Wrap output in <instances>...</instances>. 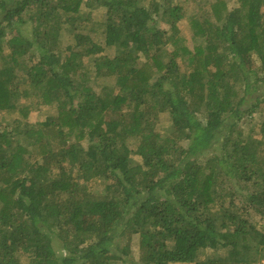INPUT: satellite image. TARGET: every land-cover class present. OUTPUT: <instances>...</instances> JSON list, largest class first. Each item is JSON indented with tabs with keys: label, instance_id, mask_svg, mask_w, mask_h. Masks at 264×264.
I'll use <instances>...</instances> for the list:
<instances>
[{
	"label": "trees",
	"instance_id": "obj_1",
	"mask_svg": "<svg viewBox=\"0 0 264 264\" xmlns=\"http://www.w3.org/2000/svg\"><path fill=\"white\" fill-rule=\"evenodd\" d=\"M238 2L193 14L190 47L178 0H0V111L22 115L0 124V264L264 258V120L240 124L264 113V0Z\"/></svg>",
	"mask_w": 264,
	"mask_h": 264
},
{
	"label": "rangeland",
	"instance_id": "obj_2",
	"mask_svg": "<svg viewBox=\"0 0 264 264\" xmlns=\"http://www.w3.org/2000/svg\"><path fill=\"white\" fill-rule=\"evenodd\" d=\"M215 1L216 0H178V2L183 4V6L185 8V12H186L185 17L179 22V26H180V30H181L180 33H181V35H183L187 39V43L190 45V47H193V45H194L193 44L194 42L192 39L193 35H192L191 28H190L191 16L193 14H199L202 16H211V12H212L211 8H212V5ZM227 1H228V5L230 8H233L239 4L238 0H227ZM105 12H106V9L104 7H95L93 9L91 18L88 21H86L85 24L81 25V27H80V32L90 34L96 42L102 44L103 46L105 44V33L102 30L103 29L102 22L105 19ZM87 13H88V11L86 10V14ZM162 25L167 30H169V32H171V29L168 25H165L164 23ZM76 38L77 37L75 35H73L69 32H66L65 36H63L65 47L67 46L68 43H74ZM102 54L114 56L115 48L114 47H108L105 51H103ZM254 58H255L256 65H259L261 61H260V58L258 57V55L254 54ZM91 65L92 64L89 63V66H91ZM182 68H183V70H189V67L187 66V64L183 65ZM105 78H106L105 80L110 79V80L114 81V79L111 77H105ZM102 83H103V80H100L96 84V88L97 89L100 88ZM258 93H260V92L258 91L257 94ZM53 112L54 111L52 109H50V107L47 105H41L40 106V105L34 104L33 109L30 112V114L28 115V118L25 120V122H28L29 124L38 125V123L43 122L45 120V118L48 115L52 114ZM15 117L21 118L22 115H20L19 112L11 113V112L0 111V124H2V125L9 124L10 129H12ZM263 120H264V113L256 112L252 116H245L244 119L240 122V124H241V126H243V129L247 133V132H250V130L255 125H256L255 127H257V129H258L259 123H261ZM158 128L161 131H163L164 133L169 131V129H170V117H169V114L167 112H165L161 115ZM132 146L134 147L135 144H132ZM134 157L138 160H141V157L139 155H135ZM92 186H93L94 190L102 189L101 188L102 185L100 186L96 182L91 184V187ZM252 219L254 222H257V224L259 226L264 225V220L259 215L253 214ZM138 239H139L138 236H136L135 240H134V245H133V252H134V256L136 258H138V256H139L138 255V244H137ZM171 264H193V263L175 262V263H171Z\"/></svg>",
	"mask_w": 264,
	"mask_h": 264
},
{
	"label": "built area",
	"instance_id": "obj_3",
	"mask_svg": "<svg viewBox=\"0 0 264 264\" xmlns=\"http://www.w3.org/2000/svg\"><path fill=\"white\" fill-rule=\"evenodd\" d=\"M255 264H264V258L260 259V260L257 261Z\"/></svg>",
	"mask_w": 264,
	"mask_h": 264
}]
</instances>
